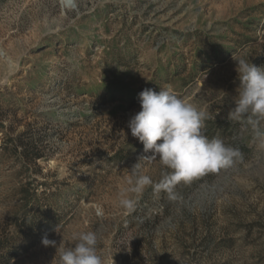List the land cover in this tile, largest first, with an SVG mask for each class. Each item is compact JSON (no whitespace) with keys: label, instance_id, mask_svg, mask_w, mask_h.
<instances>
[{"label":"rangeland","instance_id":"rangeland-1","mask_svg":"<svg viewBox=\"0 0 264 264\" xmlns=\"http://www.w3.org/2000/svg\"><path fill=\"white\" fill-rule=\"evenodd\" d=\"M73 1L0 0V123L44 156L33 165L0 150V240L13 246L0 264H58L42 240L72 247L83 231L105 264H264V146L227 120L235 60L264 66V0ZM167 85L207 113L206 136L242 153L171 192L155 190L168 170L137 161L127 126L140 111L131 101ZM137 162L153 185L128 194L129 212L119 194ZM25 184L40 205L29 215L49 221L39 236L14 226Z\"/></svg>","mask_w":264,"mask_h":264},{"label":"clouds","instance_id":"clouds-1","mask_svg":"<svg viewBox=\"0 0 264 264\" xmlns=\"http://www.w3.org/2000/svg\"><path fill=\"white\" fill-rule=\"evenodd\" d=\"M239 86L233 98V107L227 113L228 121H237L250 127L255 138L264 146V66L254 65L250 59L235 60ZM140 111L128 121L131 136L143 145V153L137 159H158L166 171L154 185L156 191L172 188L181 182L191 181L200 175L232 166L242 153L238 147L226 145L219 136L209 138L202 131L207 113L178 96L170 85L159 91L145 88L138 94ZM137 162L129 170L128 187L119 194L118 205L129 212L137 201L129 193H140L153 185L150 176L142 174ZM174 198V197H173ZM72 247H57L56 241L46 237L45 246L56 247L58 264H105L98 254L97 234L93 231L74 233Z\"/></svg>","mask_w":264,"mask_h":264},{"label":"trees","instance_id":"trees-1","mask_svg":"<svg viewBox=\"0 0 264 264\" xmlns=\"http://www.w3.org/2000/svg\"><path fill=\"white\" fill-rule=\"evenodd\" d=\"M131 103L133 105L140 104L139 99H134L131 101ZM7 129L8 127H4L2 123H0L1 132H6L2 142L0 143V150L3 151V154L9 152L15 155V157L21 155L23 160H26V162L32 163L33 165H35L38 160L44 158V156L40 153V151L37 150L36 147H34L32 143L24 141L26 132L23 131L17 134L15 137H11L7 132ZM9 129L11 130L10 127ZM213 135L214 134L211 135L207 131V136L209 138H213ZM115 158L117 161L122 159L121 157L118 158V156ZM18 192L22 200L18 210V212L21 213V216H16L14 226L19 232L23 230L28 231L32 236H39L43 229L47 228L49 221H47L44 217L38 216L37 214L32 216L29 215V207L33 206L32 208H35L36 204L39 205V203L32 202V200H36L38 194L35 191L30 190L29 184L20 186ZM11 248H13V246L10 238L0 240V254H4V252H7Z\"/></svg>","mask_w":264,"mask_h":264},{"label":"bare ground","instance_id":"bare-ground-1","mask_svg":"<svg viewBox=\"0 0 264 264\" xmlns=\"http://www.w3.org/2000/svg\"><path fill=\"white\" fill-rule=\"evenodd\" d=\"M63 4L67 7H74V1L73 0H62Z\"/></svg>","mask_w":264,"mask_h":264}]
</instances>
